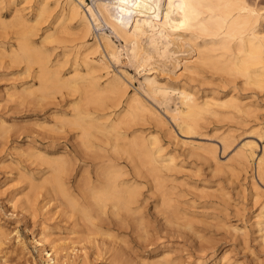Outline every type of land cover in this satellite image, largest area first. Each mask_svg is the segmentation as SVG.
Segmentation results:
<instances>
[{
  "label": "bare ground",
  "instance_id": "1",
  "mask_svg": "<svg viewBox=\"0 0 264 264\" xmlns=\"http://www.w3.org/2000/svg\"><path fill=\"white\" fill-rule=\"evenodd\" d=\"M89 1L34 0L35 10L27 11L17 0H0V37L7 39L0 42V66L25 65L24 71L34 81L18 95L24 94L30 102L70 100L75 113L71 118L60 115L59 121L79 130L82 142L90 148V169L83 167L77 174L79 165L68 151L48 153L37 141L27 144L29 160L47 167L40 171L38 183L26 186L23 210L30 207L35 212L40 207L44 212L60 197L59 203L80 215L74 228L83 222L90 226V236H118L117 231L124 230L131 236L147 235L149 241L151 233L184 236L190 245H196L194 240L199 238L204 254L195 264H242L222 238L207 237L211 227L203 221L233 230L245 247L250 246L253 233L264 250V0ZM5 5L9 17L3 15ZM33 10L35 18L29 16ZM41 22L45 23L42 29ZM9 34L15 35V43ZM38 125L53 128L44 122ZM6 128V121L1 122L0 130ZM165 137L169 144L184 147L183 152L169 148ZM230 151L223 162L221 153ZM184 157L202 161L212 177L225 180L218 179L212 187L203 178L195 181H202L200 185L188 182L180 176L187 169ZM224 181L236 183L238 193L244 192L251 203L253 211L248 220L246 215L240 217L241 225L230 220L232 203ZM44 184L50 188L39 200ZM181 185H189L188 192L194 194L191 199H181L186 196ZM196 198L213 211L190 209ZM239 208L241 215L245 207ZM198 214L205 217L200 225L195 221ZM11 233L0 223V253ZM15 234L26 248L23 237L18 231ZM52 235L43 226L40 235L32 237L35 248L45 264H64L72 252L67 253V242L59 241L62 236ZM140 236L133 239L142 240ZM125 241L126 245L118 240L105 245L116 264L181 261L174 257L176 248L160 243L152 256L140 257L141 262L130 254V238ZM0 264H10L5 254H0ZM77 264H86L85 256Z\"/></svg>",
  "mask_w": 264,
  "mask_h": 264
},
{
  "label": "rangeland",
  "instance_id": "2",
  "mask_svg": "<svg viewBox=\"0 0 264 264\" xmlns=\"http://www.w3.org/2000/svg\"><path fill=\"white\" fill-rule=\"evenodd\" d=\"M17 2H18V4H20L19 6H24L25 8L28 7L27 11L34 9L32 7L36 6V4H34L35 3L34 0H29V2H28V0H17ZM89 2L92 3V0H90ZM8 7H9L8 5H5L4 10H3V15L6 17H9V14H10V10L8 9ZM34 10L32 12L33 14L32 13L29 14V16L31 18H35V15L37 13ZM44 26H45V23L41 22L39 28L42 29ZM13 36H15V35L9 34V37H12L10 41L15 43L16 41L14 40ZM4 40H7V39H3L2 37H0V42L4 41ZM36 40L38 43H40V41H41L39 36L36 37ZM128 69L132 73H135L133 71V69H131V68H128ZM24 70H25L24 64H21L18 66H16L14 64V65H11V67H9V68H8V66L7 67L6 66H4V67L0 66V75H2V76H0L1 77V80H0V124H1V122H5V121L7 124L6 129L0 130V133H1V135H0V223L5 226L6 230L12 231L11 236H9L11 239L10 238L7 239L5 244L2 246V249H1L2 253H0V254L1 255L5 254L6 257L8 258V261L10 264H33L35 261L37 262V264H45L43 257L40 255L38 250L35 248L32 237H33V235H36V236L40 235L43 226H47V233H54V235H52V237L62 236L63 238L60 239L59 241H63V242L68 243V245H67V243H65L69 247L68 248L69 251L68 250H66V251H67V253L70 252L69 254H71V252H72V254H71L72 256H70V257H73V258L71 259L70 257H68L63 262L64 264H72V263L77 264L78 261L80 260V258L83 256H85L86 264L88 262L87 258L89 259L90 264H116L115 263L116 261H114L115 259H112V256L110 255L111 253L108 251L106 246L109 245L110 242H114L117 240L120 242L121 238L123 240H121L120 243L123 245H126V244H124L122 242L126 243L125 240L126 239L129 240V238H130V242L132 243V244L130 243V247L133 246V249L130 250V254L131 255L134 254L132 256H134L139 261H141L140 257L145 256L147 259V257H150L153 255V253L157 250L158 247L160 248L162 245H168L169 244V245L173 246L174 248H176L175 253L177 255L174 254V257L175 258L180 257L179 259H177V262H179L181 260L180 262L182 264H185V263L195 264V261L197 260L198 256L204 254V250L203 251H202V249L200 250V248L198 246V244H199L198 242H200V241H199V238L196 236H194L195 239L198 238V240L197 239L194 240L195 241L194 243H196V245H194V244L190 245L189 243L186 244L184 241L186 239V237H184V236L183 237L182 236H179V237L178 236H174V237L172 236V238H171V236L168 237V236H165L164 234H159L160 237H158L154 233H151L149 235L151 237L150 241H149V237L147 235H146L147 237L146 236L143 237L142 235L140 236L138 233H137L138 235L135 233L136 236L133 235L135 237L134 239L138 240L137 236H140L141 238L143 237L142 240L141 239L139 240L140 241V243H139V241H136L133 239V236H131V232H126L124 230H123L124 232L122 230L121 231L118 230L117 231L118 233L115 232V233H117L118 236H120V237L122 236L121 238L116 236V235H110L109 236V234H106V233H104V234L94 233V234H91V236H90V226L84 224L83 222H81V227L75 226L76 228H74L73 222H74L75 218L77 216L80 217V215L76 212L74 214H72V211H71L72 209L69 205L67 206V204H65V203H59L61 201V200H59V199H61L60 197L58 199H53L48 204L46 210L44 211L46 213L41 211L40 207H37L38 210L36 208L35 212L32 211L30 209V207H27L23 210V205H24V196H23L24 194L23 193L28 191L29 188H27V187H28V185H30L29 183H32V182L38 183L40 181L39 180L41 177L40 171L47 167L46 165H38L36 162H33L32 159H30L32 162L29 160L28 156L26 155L27 152L25 151L27 144H33L35 141H37L39 148L42 149L43 151H47L48 153L53 152V153L57 154L60 152L68 151L73 157L76 158V162L79 165V167H78L79 171L75 172L77 174L79 172H81V169H83V167L90 169V148L88 150L89 145L82 142L81 138L78 135L79 130L75 129L71 125L69 126V124H67V123L63 124L62 122L59 121V119H61V116H64L65 118H71L73 116V114L75 113V111H74L75 108H74L73 104L68 99H67V101L64 100L63 102L61 101L62 103L60 102L57 104L54 102H43V103L30 102V100L24 99V97H25L24 94L18 95V93H21L23 87L32 85V83L34 81L32 76L29 75ZM15 73H17V74H15ZM16 75L18 78L16 77ZM135 76L137 77V79L139 77L141 78V76L136 75V73H135ZM13 77H14V79H13ZM11 78H12V80H11ZM137 79L135 81L136 86L139 85ZM23 80H24V82H23ZM21 83L22 84L24 83V84L22 85ZM12 84L13 85L15 84V85L13 86ZM12 90H15V91H12ZM7 91H8V93H7ZM11 92H12V94H11ZM20 96H22V97H20ZM23 99H24V101H23ZM11 100H13V101H11ZM66 103L69 105H67ZM17 105H19V106H17ZM45 105H46V107H45ZM25 107L27 109L26 111H25ZM19 110H21V111H19ZM161 110L163 111V109H161ZM71 114H72V116H71ZM41 122H44L48 126L51 125L50 127H53V128H51V130H50V128L49 129L48 128L43 129L41 127H38L39 126L38 123H41ZM17 123H19V124H17ZM35 126H37L38 130ZM54 129H56V130H54ZM33 130H35V131H33ZM48 133H49V135H48ZM33 136H34V138H33ZM46 136H48V137H46ZM180 137L181 138L183 137L184 139L188 138V137H185L181 134H180ZM197 139H199V138H197ZM168 140L169 139L167 137H165L164 141H166V145H170L169 148H176L177 147L176 150L179 154H180V152H183L184 147H181V146L179 147V145L176 146V145H173L171 143L169 144ZM28 141H29V143H27ZM78 142H80V143H78ZM19 149L20 150L22 149V151H20ZM24 151H25V153H24ZM18 152H20V153H18ZM229 154L231 155L232 152L231 151L227 152L224 155L221 153V155H222V156L220 155V157L222 158L221 160L222 161L224 160L223 162H225L227 160V158L229 157ZM184 158H185L184 164L187 167V169H185L184 172L180 173L181 177L186 178V180L188 182H191V183L193 182L192 184H194V183L199 184V185H200V183L202 184V181L198 182V183L195 181H197L198 178H203L207 182L208 185L209 184L211 185V186L209 185L210 187L216 185L215 182H218V179H220V177H218V178L212 177V173L210 174L211 170H208L209 168L207 169L208 165H205V164L203 165L202 161L196 160V158H194V157L189 158V159H187L186 157H184ZM80 161H83V163H81ZM11 162H13V163H11ZM34 164H35V166H34ZM17 166H18V168H17ZM197 170H199V171L201 170L202 175ZM196 174H200L201 176L197 177ZM21 175H23V176H21ZM31 178H34L35 181ZM37 178H39V179H37ZM210 179L213 180L214 183H213V181L212 182L209 181ZM222 179L225 180L224 177L221 178L220 180H222ZM75 181H76V178L74 177L73 182L75 183ZM227 181L226 182L224 181L225 182L224 184L227 187H229L228 188L230 190L229 196L231 198V203H232L230 208L228 209V212L231 213L230 214V217H231L230 220H232L231 222L233 224L241 225L242 221L240 220V217L245 218V215H246L247 220H248L249 219L248 216H250L253 209L251 208V205H250L251 203L249 201H246L247 200L246 197H243L244 192L238 193L239 187H236V183H232L231 181H229L227 183ZM242 182L245 183L244 180H242ZM230 184H231V186H230ZM44 185H42L41 188L39 189L41 192L39 200H41L43 198V196H41V195H43L47 191V189L50 188L49 184H44ZM187 186H189V185H181L180 186V189H182L183 191L185 190L184 192L186 193V196L181 198L184 201L189 200L194 196L193 193L188 192V189H190V188L189 187L187 188ZM25 187H26V189H25ZM24 190H26V191H24ZM246 194H247V191H246ZM198 199H199V201H198ZM195 200H196V202L194 203V206L197 208L194 207V208H190V209L197 211V212L199 211L201 213L205 212V210H206V212H208V211L212 212L213 211V208H211L209 206H207L209 210L206 209L207 207H205V205H204L205 202L202 198H196ZM15 202H16V207L14 206ZM21 205H22V207H21ZM200 206H202V207L204 206L205 208L204 207H203L204 209H202V207L199 208ZM242 207L243 208L245 207L244 209H246V210L243 211L244 209H242ZM237 208L242 209L241 212L243 215L242 214L240 215L237 212ZM20 209H21V211H20ZM244 212H246V213H244ZM201 216H203V215L198 214V216L195 217L196 218L195 221H197L198 223H199L200 219L203 221L205 217H201ZM44 217L46 220L43 219ZM61 217H62V219H61ZM210 217L211 216H209V218ZM57 218H59V220ZM31 219H33V220H31ZM41 220H43V222L46 225ZM251 221L252 220H249V225L251 224L250 223ZM47 223H49V224H47ZM41 224H42V228H41ZM201 224H203V225L207 224V228L209 226L211 227V228H208V230L210 229L209 231H211L212 234L209 232L206 233L207 237H209V238L211 237L214 239L215 238L216 239L222 238L224 240V241H222V243L224 242L223 244H227L226 247L232 250V255L234 256V258L241 261L242 264H264V250L260 248V246L258 245L257 242H255V240L253 238V236H254L253 233L250 235V238H251L250 244H249L250 246L245 247L237 239L236 233L233 230L229 231L228 227L225 226L226 227L225 228V227L220 226V228H217L216 226L209 225L205 221L201 222ZM6 225H7V227H6ZM199 225H200V223H199ZM212 227L216 228L217 233H215L216 230L213 229ZM74 230H75V232L73 233ZM85 230H86V232H85ZM214 230H215V232H214ZM15 231H18L20 236L23 237V240L26 243V248H23L24 246L22 247L21 246L22 244L15 237L16 236ZM187 231H189V230H187ZM250 231L252 232L253 228H251ZM115 233H113V234H115ZM124 234H127V235L124 236ZM129 234H130V236H128ZM55 235H57V236H55ZM102 235H103V237H102ZM104 235H105V237H104ZM112 236H114V237H112ZM126 236H128L129 238ZM110 237L112 239L113 238L114 239L112 240ZM175 237H177V238H175ZM152 238H153V240H152ZM98 239H99V241H98ZM156 239H157V241H156ZM146 240H148V241H146ZM226 240H227V242H225ZM149 242H151V244ZM105 243H107V244H105ZM152 243H154V244H152ZM143 246H144V248H142ZM136 249H138V250H136ZM153 249H155V250H153ZM28 250H29V252H28ZM78 250H79V252H78ZM98 252H99V254H98ZM192 253H194V254H192ZM138 255H141V256H138ZM71 260H73V261H71ZM92 261H93V263H92ZM180 262H179V264H181ZM117 264H119V263L117 262Z\"/></svg>",
  "mask_w": 264,
  "mask_h": 264
}]
</instances>
